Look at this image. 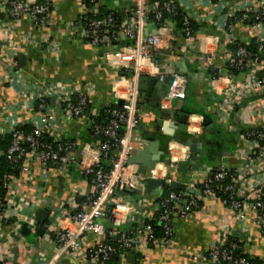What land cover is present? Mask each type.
<instances>
[{
	"label": "crops",
	"instance_id": "1",
	"mask_svg": "<svg viewBox=\"0 0 264 264\" xmlns=\"http://www.w3.org/2000/svg\"><path fill=\"white\" fill-rule=\"evenodd\" d=\"M3 1L0 0V22H3L0 30L1 37L7 40L6 44L19 46V50L14 58L18 71L10 79L6 77L4 66L6 63L0 56V129L4 131L0 136L9 134L12 127L17 124L31 125L33 120H40V113L46 110L52 113L61 125L65 124L64 137L78 143L79 159L84 160L85 157V162L91 164L95 160L93 153L98 140L93 136L90 117L69 118L59 107L56 94L47 98L46 109L40 111L37 100L34 98L28 100L25 97L23 91L25 87L23 88L22 82L27 88V83H30L32 87L37 82L47 85L66 83L75 87L91 86V106L99 111L103 106L112 104L114 101L124 100L126 91L134 79L132 72L128 69H118L105 60L103 49L90 43L83 21L76 26L75 34L71 35L68 32L67 24L80 22L77 19L84 13L83 0H49L50 24L38 29L34 28L27 16L13 18ZM176 1L201 26L200 31L195 35L194 47H186L184 34L182 35V31L177 32L176 23L171 19L169 21L173 26L171 22L163 21L155 24L146 18L145 35L156 34L158 25L164 23L173 27L171 55H166L157 65L165 72H181L188 78L186 97L168 99L166 94L169 84L159 79L157 71L140 73V75H148L155 81V85L151 91L147 88L138 92V121L134 127L133 141L139 150L148 146L151 143L150 139L154 137L160 142V150L168 149L169 154L156 163L154 177L166 178L170 181L171 163L168 164L165 158L170 160L172 154H179L178 162L187 161L191 157V152L189 147L181 142L182 139L188 138L187 134L177 130V127L173 128V136L167 135L166 132L172 130L170 124L177 125V112L182 109L190 112L188 133L192 134L193 142L201 152L200 162L207 168L208 174L203 170L176 174L175 178L186 185L183 190L179 189L181 194L189 190L201 191L204 179L211 171L219 167L235 171L245 163L247 157L252 156L255 149L246 142L244 128L264 130V88L246 93L234 106L229 116L223 118L221 108L225 102L226 85L233 83L242 87L247 79L246 71L233 74L227 68L224 49L228 38L224 29L226 20L223 17V11L208 0ZM101 2L103 6L124 15H128L135 9V0H101ZM151 4L160 6L158 3ZM129 18H125L122 23ZM29 32L34 36L33 43H28L25 39ZM257 34L256 30L242 23H236L233 28L234 39L242 43L257 39ZM40 39H46L48 42L39 43ZM122 40L120 36L115 39L119 47L122 45ZM209 52L214 57L212 64H208L204 59ZM156 56L152 60L153 63ZM182 57L184 70L176 66ZM257 62L264 66V59ZM213 70H216L217 74H212ZM118 72L120 76L122 73L126 77L129 76L128 80H123L119 85L118 89L121 90L119 97L115 94L120 77ZM226 75L228 78L225 77ZM172 139H175L178 146L174 151L169 150L168 147ZM259 162L262 160H255L258 170L246 179L244 187L248 189L245 195L253 193L260 185L264 187V170ZM137 168L131 165L130 170ZM49 174L48 180L45 179L46 177H43L41 173V165L36 162L31 178L21 175L13 181V191L18 190L16 193L18 196L14 195L18 202L13 207L10 205L5 209L8 220L0 222V260L3 264H92V261L84 256L75 254L73 257L69 253L60 252V245L56 239L64 227L75 228V224L70 219L72 208L67 206V199L74 197L76 211L87 209L88 199L95 193L92 179L80 164L72 165L62 172ZM193 177L196 179L191 189L190 181ZM41 187L44 188L42 206L34 208L32 201L36 194L42 192ZM138 190L135 189L132 193L126 192L125 189L117 192L118 196L128 200L134 206V210L126 217L122 226L132 231L136 244H140L145 239V219L157 220L161 214L158 200L164 194L163 186L152 192ZM24 193L27 194L25 200L20 196ZM11 194L8 190L5 196L7 200H12L14 196ZM182 198L187 199L186 205L179 202L182 208L185 209L193 199L196 200L197 206L190 207L192 210L186 209L190 211L185 213V216L181 213L172 216V242L165 246L149 244L144 249L133 250L134 261L139 264H212L207 258L211 243L225 234L238 240L244 253L264 262V231L259 224L258 213L251 206L245 210L247 221L243 226L234 218L233 211L219 199H204L201 193L191 194L189 197L181 194L179 201ZM62 204L67 206L65 212H59L54 222L47 221L46 225L54 223L53 229L46 228L45 225L43 235H39L37 230H32L30 234H22V225L27 223V218L36 217L41 208L50 210ZM104 219L106 220L103 218V221ZM37 225L41 226V224ZM98 239L96 235H86L83 246L89 249L98 242ZM134 261H129L128 252L124 264H133ZM118 262L119 259L114 263Z\"/></svg>",
	"mask_w": 264,
	"mask_h": 264
},
{
	"label": "built area",
	"instance_id": "2",
	"mask_svg": "<svg viewBox=\"0 0 264 264\" xmlns=\"http://www.w3.org/2000/svg\"><path fill=\"white\" fill-rule=\"evenodd\" d=\"M89 5L85 4L83 0L84 13L78 18L80 22L69 23L66 25L68 32L73 35L76 33L78 24H81L84 15H98L100 13L102 2L101 0H88ZM212 4L220 7L223 11V17L226 18L233 16L238 12H243V17L238 22L244 24L248 28H252L258 32L257 41L261 42L260 50L264 52V0H217ZM4 5L8 7L10 14L13 18L19 19L21 16H27L30 18L35 29L41 28L50 24L51 17V4L49 0L41 2L39 0H4ZM179 8L184 10L185 20L183 23L182 33L184 34L186 47H194L195 34L192 33L189 22L191 16L182 7L179 6L176 0H170L165 2L162 10L173 14ZM162 10L157 4H149L148 0H135V9L132 12L130 18L122 23V28L118 32H108L106 29H102V26L106 24V21L102 19L92 18L86 22L87 31L90 38V43L103 49L105 60L115 65L118 69H128L133 72L134 79L131 81V86L126 91L123 105L113 107L112 104L108 105V110L111 115L109 122L102 125L94 120V116L97 115L96 109L91 107V86H71L66 83H50L49 85L43 82H37L30 87V83H27L25 77L24 81L27 83L28 88L24 82H22L23 88L25 87L24 95L30 100L34 98L38 101L37 106L39 110L43 111L47 106V98L56 94V98L61 107L69 118H79L89 116L91 119V125L95 134L104 135L114 140L101 141L98 140L94 147V159L91 164H87L84 160L79 159L78 143L75 140L67 139L63 135V128L55 120L54 115L45 110L44 113H40V120H33L31 125L33 131L26 133L22 126L23 124H17L13 126L9 131L12 134L13 141L10 148L5 152L0 150V157L6 156L12 163L18 164V175L6 174L2 180V186L6 190L13 191L12 183L16 181L21 175H26L27 178H31L34 173V163L41 165V173L43 177H46L49 173L62 172L72 165L80 164L84 167L86 174H92V182L95 186V193L87 202V209L76 211V203L74 197L71 196L67 199V206H71L72 215L70 219L75 224V228L69 226L64 227L57 235V241L60 245V252L69 253L70 256L75 254L84 256L92 261V264H124L129 251H136L148 247L152 242L154 245L162 244L167 245L172 242L173 228L171 225V218L174 214L181 213L185 216L191 209L190 207L197 206L196 200L190 201V204L184 209L179 203L180 194L171 192L168 197L159 202V208L161 214L159 220L165 228L167 236L165 238H155L153 226L146 224L144 226L145 239L140 244H136V240L132 233L128 230L121 228L124 220L129 213L134 210V206L128 200H123L117 195V192L122 191L125 187H131L134 189L145 190V182L148 177H154L155 169L150 170L148 174L144 175L138 172L137 169L130 170L131 165L128 164V160L133 156L136 151V143L133 141L134 127L138 121L137 103L139 90L137 88V79L143 71L149 73H155L161 81H164L166 76L172 75L173 78L169 84L166 97L172 99H184L188 88V78L181 72H165L159 68V66L152 62L153 58L162 51L170 50L173 47V27L164 23L158 25L156 34L145 35V19L148 13H153L156 19L162 18ZM254 15V16H252ZM251 17H255V21L252 24L246 22L251 20ZM112 18L108 19L111 21ZM3 22H0V30ZM85 24V23H84ZM236 24V23H235ZM231 25L226 31V37L228 43L225 45L224 58L227 61V68L230 66H236L241 71H246L247 79L243 83L242 87H239L233 83L226 85L225 102L222 105L223 118H227L229 113L233 110L234 106L239 102L240 98L248 92L264 88V66L260 62L254 59H249V52L246 48L240 47L236 53L232 52L229 45L234 41L233 28ZM122 37L124 45L120 47L115 42L116 37ZM28 43H33L34 36L29 32L26 37ZM5 38L1 37L0 32V56L6 63V77L12 78L17 73L16 63L14 61L16 52L19 50L15 44H6ZM48 40L40 39L39 43H46ZM213 55L209 52L204 57L208 64H212ZM129 77V76H128ZM128 77L122 73L118 78L115 94L117 97L121 96L119 85L123 80H128ZM228 78V75L225 76ZM230 82V81H229ZM78 97V102H74V98ZM90 104V109L87 111V105ZM119 128H124L123 134L119 136ZM4 131L0 129V135ZM6 134V133H5ZM47 134L53 139L54 144L41 141V138ZM252 138L248 133H245L244 138L246 142H249L254 149L258 148L259 141L264 140V132L260 129H254ZM169 150H175L177 142L175 139L169 141ZM172 152V151H171ZM114 153L113 157L109 159ZM185 155V154H184ZM170 158V178L176 179V174H179L178 161L179 154L171 155ZM261 159L259 162L262 170H264V147L260 156L254 158L252 156L245 159V163L235 170H229L225 167H219L213 175V178L206 177L201 188V194L205 198L218 199L217 190L231 192L233 199L229 203V208L233 211L234 218L240 221L243 226L247 221L245 210L248 206H251L253 210L258 213L259 224L264 231V202L261 199L264 197V187L260 185L249 195H245L247 187H244L246 179L253 175L258 166L255 164V160ZM108 162V166L105 165ZM107 166V167H106ZM50 175V174H49ZM196 178H192L190 183L193 189V181ZM228 179L229 183L223 187L217 185L213 187L215 182ZM48 180V179H47ZM46 180V181H47ZM168 181V180H167ZM1 182V181H0ZM1 188V186H0ZM142 188V189H141ZM42 192L36 194L32 201V207L42 206L44 188H40ZM18 190L13 191L11 196L17 195ZM18 196V195H17ZM23 200L27 197V194L20 195ZM244 197V199H242ZM12 202V203H11ZM18 199L14 196L12 200L0 199V222H6L8 217L5 213V209L10 205L12 207L16 205ZM64 204V203H63ZM63 204L57 205L51 208L49 220H55L56 215L65 212L67 206ZM112 207L110 226L108 230L102 219L105 218L107 207ZM192 210V209H191ZM29 228L32 230L37 229L36 217H29L26 220ZM52 222V221H51ZM53 224L46 225V228L53 229ZM107 233L119 239L120 249L119 262L113 263L112 256L116 252L115 247L107 241ZM224 233V232H223ZM96 235L99 237L98 242L91 248L87 249L83 246V241L86 235ZM228 236L223 234L217 240L211 243L210 249L207 253V258L212 264H251L244 257H234V251L238 248L237 242H231L228 248ZM150 242V243H149Z\"/></svg>",
	"mask_w": 264,
	"mask_h": 264
},
{
	"label": "trees",
	"instance_id": "3",
	"mask_svg": "<svg viewBox=\"0 0 264 264\" xmlns=\"http://www.w3.org/2000/svg\"><path fill=\"white\" fill-rule=\"evenodd\" d=\"M39 1L45 2V0H39ZM168 1H170V0H150L149 3H158L160 5V9L162 10L164 3L168 2ZM211 1L212 2H216L217 0H211ZM84 3L89 5V1L88 0H85ZM183 12H184V10L182 8H179L173 14L167 12L166 10H162V18L160 20L159 19L157 20L153 13H148L147 18H148L149 21H151V22H153L155 24H157V23L159 24V23H161L163 21H167V20L171 19V20H173L176 23V30H177L178 33H180L182 31L183 26H184L183 23H184V20H185V13H183ZM131 14H132V12L128 13V15L127 14L124 15L121 12L115 11L113 9H109L106 6H102L101 10H100V13L98 15H96V16L95 15H91V14L84 15L83 18H82V21L85 23V26H86V22L88 20H91L92 18L93 19L94 18L102 19V20L106 21V24L102 26V29H106L108 32L112 33V32H118L122 28V21L125 18L130 17ZM243 14H244L243 12H238V13L234 14L233 16L227 17L226 18V22H225V28L228 30L231 25H234L235 23H240L241 21L240 22H238V21L240 19H242ZM252 16H254V15H252ZM109 18L110 19L112 18V20L108 21ZM255 20H256L255 17H251V20L246 22V23L247 24H252V23H254ZM189 27H190L192 33H194L196 35L200 31V27L201 26H200V24L198 22H196L194 19L191 18L190 22H189ZM86 28H87V26H86ZM182 35H183V33H182ZM261 44L262 43L257 41V39H253L249 43H242V42L234 39V41L231 43V45H229V48H230V50L232 52L236 53V51L240 47H244L249 52V56H248L249 59H254L256 61H259V60L264 59V52L260 50V45ZM228 68L230 69V71L233 74H236V72L238 73V71H241V69L237 68L236 66H230ZM213 71H212V74H217L216 70H213ZM128 74H130V73H128ZM118 76H120L119 72H118ZM74 102H78V97L77 96L74 98ZM111 106H112V108L113 107H118L119 108V104L117 103V101L116 102L114 101ZM108 108H109L108 105L103 106L98 111V114L93 117L94 120L96 122L102 124V125L107 124L109 122L110 118H111V115L109 113ZM88 109H90V104L87 105V111H88ZM22 129L26 133H31L33 131V126L29 125V124H24L22 126ZM260 130H262V129H260ZM123 131H124V128H119V130H118L119 136L123 134ZM253 131H254V129L244 128V132L248 133L249 137H251V138L253 137L252 136ZM262 131L264 132V130H262ZM93 136L95 137L96 140L110 141L112 143L114 142V140H112L111 138H108L107 136H104V135L101 136L99 134H95V132H94ZM12 141H13L12 134H6L4 136H0V149L3 152L6 153V151L12 145ZM41 141H44V142L50 143V144H54L53 139L50 136H48L47 134H45L41 138ZM263 147H264V140H260L258 148H256L254 150V152L252 153V157L256 158V157L260 156L261 153H262ZM113 154L114 153H112V155H111V157L109 159H111L114 156ZM105 165L108 166V162H105ZM215 172H216V169L211 171L207 177L208 178H213V175H214ZM18 173H19L18 164L12 163L10 160H8V158L5 155L0 157V180H1V182H0V186H1V188H0V199L1 200L4 199L6 194H7L6 188H4L2 186V180H3L4 176L6 174H13L15 176V175H18ZM88 176L91 177V179L93 178L92 174H88ZM228 183H229L228 179L221 180L219 182H215L213 187H216L217 185H221V186L225 187ZM216 190L218 192L217 193L218 199L225 206L229 207V203L233 199L232 193L231 192H226V191H221V190H218V189H216ZM163 191H164L163 197L158 200L159 202H161L166 197H168L171 192H175L177 194H180L179 189L171 190L170 187H168L167 184L163 186ZM261 199L264 202V197H262ZM199 203L201 204L202 200L199 201ZM200 204H199V206H200ZM262 212H264V208L262 209ZM110 217H111V214L106 212V216H105L106 220L104 219V221H103V219H102V222L106 224L108 230L111 229ZM146 224H151L153 226L155 238L161 239V238H165L167 236V234L165 232V228L163 227V224L160 222L159 219H157V220L156 219L155 220L145 219V225ZM121 228L126 229V227L124 225L121 226ZM126 230H128V229H126ZM128 232L132 233L131 230H128ZM107 235H108L107 241L115 247V251L116 252L113 254L112 260H111L114 263V262H117L118 259H119L118 255H119V252L121 251V249L119 247L120 246V242H119L118 238L115 239V237L109 235V233H107ZM52 237L55 238V235L52 234ZM227 238H228V248H231V247H229L231 242L235 241V242L238 243V248L234 251V254H233L234 257H244L251 264H264V262L261 261L259 258L250 256L249 254L244 253L242 248H241V244L238 242V240L230 238V237H227ZM150 244H152V242ZM133 264H139V263L134 261Z\"/></svg>",
	"mask_w": 264,
	"mask_h": 264
},
{
	"label": "water",
	"instance_id": "4",
	"mask_svg": "<svg viewBox=\"0 0 264 264\" xmlns=\"http://www.w3.org/2000/svg\"><path fill=\"white\" fill-rule=\"evenodd\" d=\"M171 22L169 20L166 21ZM172 24V22H171ZM173 26V24H172ZM124 40L121 41V44L124 45ZM22 54V53H21ZM166 55H171V51L170 50H165L160 52L159 54H157L156 59L154 60V62L157 64L159 63V61H163ZM24 59V57L22 58ZM182 60H184V58L182 57L176 64L177 68L184 70L183 68L185 66H183ZM185 65V64H184ZM173 76L172 75H168L165 78V83L166 84H170L171 80H172ZM137 85H138V90L144 91L147 90V88L149 89V91L152 90L153 86L155 85V81L151 80L150 77L146 74H142L138 77L137 79ZM117 103L119 105H123L124 100L123 99H119L117 101ZM177 125L175 123L170 124L171 125V129L169 132H166L167 135L173 136L174 132H173V128H176L177 130L181 131L182 133H185L188 135V138H184L182 139V143L186 146L189 147L190 152H191V157L190 159H188L187 161H180L178 162V170L180 172H187V171H193V172H198L200 170H203L204 172L207 173V168L203 167L201 162H200V157H201V152L198 150V146L195 144V142H193V138H192V134L188 133V121H189V117H190V112L187 109H182L179 112H177ZM205 124L207 123V121H204ZM169 125V126H170ZM151 143L144 147L141 148L139 150L136 151V153L131 156L128 160V164L130 165H134L137 166L138 168V172L141 174H148V172L150 170H154L156 167V163L158 162V160L164 158L165 155L169 154L168 149L166 150H160L159 149V140L155 139L154 137L150 139ZM165 160L168 162V164L170 163L169 158H165ZM168 184L171 190H175V189H184L185 188V184L183 182L180 183L177 180H170L167 181L166 178H155V177H148L146 179L145 182V191L146 192H152L153 190L157 189L160 186H164ZM125 191L128 193H132L135 191L134 188L131 187H125ZM137 191V190H136ZM139 191V190H138ZM201 191L196 189V190H189L187 192H181L182 195H184L185 197H189L191 194H200ZM181 204L186 205L187 204V199H180L179 201ZM112 207H108L107 208V213H111ZM50 218V211L46 208H41L38 210L37 212V216H36V221L37 224H41V226L37 227V233L39 235H43L45 233V225L47 224V221ZM22 234H30L31 233V229L28 227L27 223H24L22 225V229H21ZM117 239V238H115ZM135 260V253L134 251H129V261L132 262ZM0 264H3L2 261L0 260Z\"/></svg>",
	"mask_w": 264,
	"mask_h": 264
},
{
	"label": "rangeland",
	"instance_id": "5",
	"mask_svg": "<svg viewBox=\"0 0 264 264\" xmlns=\"http://www.w3.org/2000/svg\"><path fill=\"white\" fill-rule=\"evenodd\" d=\"M131 72V71H130ZM132 74H133V72H132Z\"/></svg>",
	"mask_w": 264,
	"mask_h": 264
}]
</instances>
